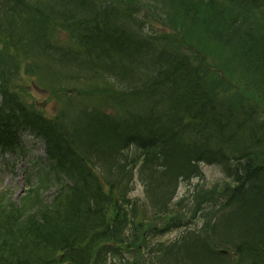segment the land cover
<instances>
[{
	"label": "trees",
	"instance_id": "1",
	"mask_svg": "<svg viewBox=\"0 0 264 264\" xmlns=\"http://www.w3.org/2000/svg\"><path fill=\"white\" fill-rule=\"evenodd\" d=\"M191 28L253 100L211 82ZM22 78L64 92L51 114ZM25 130L46 170L17 203L0 195V264H264V0H0V147ZM202 163L226 181L192 185Z\"/></svg>",
	"mask_w": 264,
	"mask_h": 264
},
{
	"label": "rangeland",
	"instance_id": "2",
	"mask_svg": "<svg viewBox=\"0 0 264 264\" xmlns=\"http://www.w3.org/2000/svg\"><path fill=\"white\" fill-rule=\"evenodd\" d=\"M200 11V10H199ZM203 15V14H201ZM155 28L161 31V28L158 24H152ZM162 33V32H161ZM166 34V33H164ZM187 34L189 36L190 42L198 49L203 50L199 44L198 40L201 37V34L198 28H191L187 30ZM56 35H58L59 40H64L67 38V33L65 31H57ZM168 41L172 43H176V40L173 34H166ZM183 39V35L181 37V41ZM184 45V42L182 41ZM180 42L176 43L177 48L184 50L186 48H194L191 46H184ZM204 55L201 56V61L198 63L200 66L206 70L207 72H211L213 76H209L211 78V82L215 84L218 88H220L224 93L228 95L231 102L236 101V97H241L242 99H250L253 100L252 96L247 93L245 89H242L240 85L239 77L241 74H238L233 71V65H230L232 62L231 57L228 54L222 52L217 46L206 44L205 51L203 50ZM237 63L234 62V68L236 70ZM239 75V76H238ZM22 89L19 87L18 92L23 96L24 100L27 103L36 104L40 108V106L45 104L44 112L47 114H51L56 106L54 96L59 93H64L62 90H55L54 92H49V90L45 88H41L37 85L36 80L34 78L25 79L22 78ZM70 91V90H68ZM115 91L117 87H115ZM68 93V92H66ZM70 93V92H69ZM29 147V144L27 145ZM42 151V146L38 144L35 148L31 149L27 154L22 157L18 158L21 164H18L14 170L10 169V161L8 158L9 156H1L0 155V190H7L13 193V200H17L18 196L21 195L25 191V178L32 170V158L34 154L40 155ZM201 172L203 177L201 179H196V181H192V184H201V185H208L211 186L213 183H222L226 181L225 176L220 173L219 169H216L213 166H202ZM141 188L138 186L135 188V192L132 196L135 197L139 194L141 195ZM186 186L182 185L179 188L178 198L180 196L185 195ZM195 215L190 214L187 219V224L191 225L192 228L197 222H192L193 216L199 215L198 212L194 211ZM184 230H177L172 231L169 233H165L163 235L155 234L154 236L147 237L145 239L144 246L146 247V253H138L139 255L143 256L146 254L148 259L154 258L157 248H159L160 244H168L174 241L177 237H179ZM121 255L127 261H134V255H129L127 253H121ZM136 259L138 257L136 256Z\"/></svg>",
	"mask_w": 264,
	"mask_h": 264
},
{
	"label": "bare ground",
	"instance_id": "3",
	"mask_svg": "<svg viewBox=\"0 0 264 264\" xmlns=\"http://www.w3.org/2000/svg\"><path fill=\"white\" fill-rule=\"evenodd\" d=\"M125 252H127V253H130L131 254V252L130 251H125ZM122 253V252H121ZM135 253H132V255H134ZM134 256H136V254L134 255Z\"/></svg>",
	"mask_w": 264,
	"mask_h": 264
}]
</instances>
